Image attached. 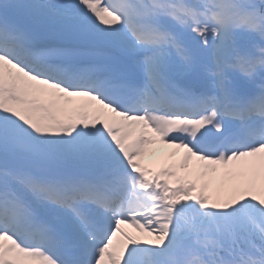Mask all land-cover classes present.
Instances as JSON below:
<instances>
[{
	"label": "snow or ice",
	"instance_id": "snow-or-ice-1",
	"mask_svg": "<svg viewBox=\"0 0 264 264\" xmlns=\"http://www.w3.org/2000/svg\"><path fill=\"white\" fill-rule=\"evenodd\" d=\"M0 264H264V0H0Z\"/></svg>",
	"mask_w": 264,
	"mask_h": 264
},
{
	"label": "bare ground",
	"instance_id": "bare-ground-1",
	"mask_svg": "<svg viewBox=\"0 0 264 264\" xmlns=\"http://www.w3.org/2000/svg\"><path fill=\"white\" fill-rule=\"evenodd\" d=\"M191 75H193V74H191ZM194 76V75H193ZM153 151H154V155H150V156H148L147 158L149 159V160H151L152 161V164H153V161H154V164H157V162H159V163H161L162 162V159H163V157H164V152H161L160 150H158L156 147H154V149H153ZM146 159V158H145ZM176 161L178 162L179 161V157H178V159H176ZM148 161L146 160V162L145 163H147ZM147 164H150L149 162L147 163ZM151 165V164H150ZM222 179H224V177H223V175H222V172H217V173H215V174H211L210 176H209V181L211 182V185L212 186H215V185H218V183L222 180Z\"/></svg>",
	"mask_w": 264,
	"mask_h": 264
}]
</instances>
